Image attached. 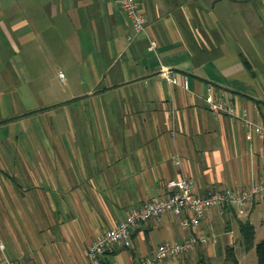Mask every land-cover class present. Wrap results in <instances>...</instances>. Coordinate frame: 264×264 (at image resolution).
I'll return each mask as SVG.
<instances>
[{"label": "crops", "instance_id": "crops-1", "mask_svg": "<svg viewBox=\"0 0 264 264\" xmlns=\"http://www.w3.org/2000/svg\"><path fill=\"white\" fill-rule=\"evenodd\" d=\"M137 1L142 32L118 0H36L29 13L49 22L34 18L28 30L23 19L10 22L16 41L28 40L29 70L11 64L12 81L0 80V264H87L94 236L166 195L170 179L191 178L199 195L264 181L263 138L204 101L220 94L264 123V0ZM40 41L49 65L37 73ZM57 66L65 69L61 93L37 83ZM263 200L242 213L235 204L211 208L196 229L183 215L142 221L130 228L131 244L108 247L101 264L224 257L239 243V221L256 232ZM191 234L208 242L155 258L158 245Z\"/></svg>", "mask_w": 264, "mask_h": 264}, {"label": "built area", "instance_id": "built-area-1", "mask_svg": "<svg viewBox=\"0 0 264 264\" xmlns=\"http://www.w3.org/2000/svg\"><path fill=\"white\" fill-rule=\"evenodd\" d=\"M118 4L129 18L133 29L136 32L144 31L146 18L139 2L137 0H118ZM164 74L166 75L165 72ZM59 76L63 78L64 74L59 72ZM166 77L172 83L178 82L176 74H172L170 77L166 75ZM183 84H187V76L183 77ZM204 101L213 113L228 115L242 121L264 140V123H255L250 108H238L225 102L220 94L210 91L205 95ZM165 186L167 188L166 195L130 208L116 226L97 233L87 249V264H101V255L114 244L121 243L124 246H129L131 244L130 228L142 221L164 214L183 215L182 224L185 227L196 229L209 209L235 204L239 207V212L242 213L247 204L251 203L259 194L264 193V181H258L251 187L242 190L214 189L207 195H199L193 191L191 178L170 179ZM207 242L206 236L191 234L181 241L165 242L158 245L155 250V258L180 256ZM5 264L20 263L6 258Z\"/></svg>", "mask_w": 264, "mask_h": 264}, {"label": "rangeland", "instance_id": "rangeland-1", "mask_svg": "<svg viewBox=\"0 0 264 264\" xmlns=\"http://www.w3.org/2000/svg\"><path fill=\"white\" fill-rule=\"evenodd\" d=\"M35 1L36 0H0V8L3 9L4 11V14H0V21H3L6 24V28H8L9 34L12 35L13 41L16 42V44H18V46L20 47V52L18 55H16L17 53H14L13 50L12 39L9 37L7 32H5L4 27H2L0 24V80H4L6 85L10 83V80L12 81L13 72H12V68H10L11 64L14 65L16 63L21 71L22 69H26V71L29 70L28 69L29 64L27 60L28 51H29L28 40L26 39V41H23L22 43L21 41L20 42L16 41L18 38L13 36V32L11 31V27H10L12 21L13 20L16 21L19 19L25 20L26 22L25 27L27 28V30L29 29V24L32 21V19L34 21V18H37V20L40 21L41 23L49 22L46 19L47 15H39V14L32 15L29 13V8L32 6V3ZM18 6H21V10L19 11H18ZM38 45H40L41 47H39L37 50V55L40 57V60L36 62L37 73L39 71L41 72L44 71L46 66L49 65L48 61L44 57L45 45L42 44L41 41L38 42ZM58 62H59L57 63L58 66L64 64V62L62 61L61 62L58 61ZM58 66L56 67L55 70L53 68L47 69L46 75H44L43 78L37 79V83H49L55 92L61 93V90H63L64 88V84L62 82L64 77L62 78L61 76H59ZM64 70L65 69H61L63 74L65 72ZM261 203L262 204L255 210V213L253 215L254 224L256 226L254 243L258 242L264 236V223L260 225L261 220L264 219V200ZM234 247L239 264H257L256 255L253 248L250 249L249 251H245L239 243L235 244ZM210 260L215 263H223L222 256L221 258L217 257L215 259H210Z\"/></svg>", "mask_w": 264, "mask_h": 264}, {"label": "trees", "instance_id": "trees-1", "mask_svg": "<svg viewBox=\"0 0 264 264\" xmlns=\"http://www.w3.org/2000/svg\"><path fill=\"white\" fill-rule=\"evenodd\" d=\"M239 244L245 251L254 249L257 264H264V236L256 243H254L255 229L254 225L246 220L239 221ZM194 264H239L236 256L234 245H226L224 249L223 263H215L208 258L201 256Z\"/></svg>", "mask_w": 264, "mask_h": 264}]
</instances>
